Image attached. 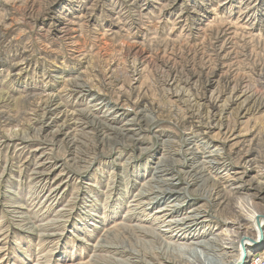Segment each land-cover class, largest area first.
<instances>
[{
	"label": "rangeland",
	"instance_id": "374dc122",
	"mask_svg": "<svg viewBox=\"0 0 264 264\" xmlns=\"http://www.w3.org/2000/svg\"><path fill=\"white\" fill-rule=\"evenodd\" d=\"M263 69L264 0H0V264L176 263L178 207L186 239L254 243L202 188L264 217Z\"/></svg>",
	"mask_w": 264,
	"mask_h": 264
},
{
	"label": "bare ground",
	"instance_id": "6f19581e",
	"mask_svg": "<svg viewBox=\"0 0 264 264\" xmlns=\"http://www.w3.org/2000/svg\"><path fill=\"white\" fill-rule=\"evenodd\" d=\"M264 70V69H263ZM258 75V74H257ZM262 75H263V73H262ZM259 78H260V76H259ZM261 82H263V80L261 81ZM257 84H258V82H257ZM259 85H260V83H259ZM258 85V87H260ZM262 87V86H261ZM260 90H262V89H260ZM258 92V91H257ZM262 92V91H261ZM255 93H256V91H255ZM260 93V92H259ZM258 93V94H259ZM254 94V93H253ZM257 94V95H258ZM262 95V94H261ZM263 102V101H262ZM260 104V103H259ZM253 154L250 152L245 158H244V160H243V162H244V164H248L249 165V163H252L253 162ZM215 159V158H214ZM259 162V161H258ZM165 168V167H164ZM159 169V168H158ZM162 169V168H161ZM161 169H159V170H161ZM167 169H169V168H167ZM165 170V169H164ZM166 171V170H165ZM158 172V171H157ZM162 172H164V171H162ZM161 172V173H162ZM168 172V171H167ZM203 172V171H202ZM158 173H160V172H158ZM192 173V172H191ZM165 175V174H164ZM160 176V175H159ZM199 176V175H198ZM200 176H202V174H200ZM204 176V175H203ZM198 178H200V177H198ZM198 178L196 179V180H198ZM165 179V178H164ZM194 179V180H195ZM208 179V178H207ZM201 180V179H200ZM205 180V179H204ZM212 180V179H211ZM156 181V180H155ZM172 181V180H171ZM216 181V180H215ZM219 181V180H218ZM152 182V181H151ZM157 182V181H156ZM173 182V181H172ZM210 182V181H209ZM158 183H160L161 185L162 184H164V185H166L167 183L165 182V180L164 181H159ZM215 183V184H214ZM213 183V185L212 186H210L209 184H208V180H205L204 181V183H203V188H202V191H204L203 192V199H204V201H210L211 200V198H214V202H215V199L217 198H219L218 199V201H221L220 202V204H219V210H220V215H223L224 217H226L227 219H230V220H232L233 222L232 223H234V224H236V225H238V227L239 228H242V229H252L253 231H254V237H252V238H254L253 240H254V243L253 242H250V241H243V238L241 237V239H242V243H240L241 245H242V247H240L239 248V245L237 244L236 246L234 245V246H230V247H228L227 246V243H226V241L225 240H221L220 238L219 239H214V240H212V241H210L209 243L208 242H206V241H203V242H200L199 240L201 239L200 237H204V236H198V235H195L194 237H192V238H190V239H186V234L185 233H187V231H186V229H189V228H191L190 227V225H192L193 223H195L196 221H198V219L196 218V216H199L200 214H202L203 215V213H205V211H204V209H203V207H201V208H199V209H197V210H195V212H191L192 214H190V215H186V216H184L180 221H177V222H175L174 223V220H176V219H174V220H172L173 218H174V215L175 214H177V216H180V214H181V216H183V213H185L183 210H181V208H177V211H175V212H171L170 210H164V211H162V212H160L161 213V215L163 216L162 217V219H164L163 220V223L164 224H166L167 225V228H170L172 231H175L176 229H177V232H180V234H181V232H184L183 233V235H184V237H183V235L181 236V237H183V241H184V245H182V244H178L177 243V247L176 246H174L175 248H176V250L179 252L178 253V255L180 256V258H182V257H184V256H182V253H186V251L185 250H187V249H184V248H188V246L189 245H191V247L192 246H196V247H203V250H206V254L205 255H207V254H211V256H212V254L214 255V256H216V257H218L217 259H219L220 260V263L221 264H241L240 262H242V264H246L247 263V257H245V259L243 258V255L244 254H246V252H247V250H248V248H250L251 246H253L254 244H258V243H260L259 242V239H258V236H260V235H262L263 237H264V217L262 216V214H259V218H256V213L254 214V216L253 217H251V219H250V217H249V212L250 211H248V213L242 208L243 206H239V203H237L236 204V202H235V198H236V196H238V194H240V192L241 191H243V190H241V189H238V190H235V191H228L227 189H224V188H222V189H224V190H219V186L220 185H218L216 182H214ZM195 184V183H194ZM156 185V184H155ZM170 188H169V190H159V192L157 191L156 192V194L155 195H157L158 197H160V199L159 200H161V202L163 201H168V200H170L174 195H176V194H178V196H177V198H179V194H181V192L178 190V189H175V186L174 185H172V183H170V184H167ZM166 185V186H167ZM157 186V185H156ZM156 186H154V188L156 187ZM150 187V186H149ZM164 187V186H163ZM222 187V186H221ZM260 191V190H259ZM155 192V191H154ZM153 192V193H154ZM242 193V192H241ZM151 195H154V194H151ZM182 195V194H181ZM146 196H149V194L147 195L146 194ZM144 197H145V195H144ZM181 197V196H180ZM155 199V198H154ZM157 199V198H156ZM181 199V198H180ZM145 202V201H144ZM212 202H213V200H212ZM211 202V203H212ZM159 203V202H158ZM148 204V203H147ZM216 204V203H215ZM111 205V204H110ZM217 206V205H216ZM173 208V207H172ZM238 209V210H237ZM161 211V210H160ZM247 214H246V213ZM187 213V212H186ZM218 213V212H217ZM157 214V213H156ZM137 217V216H136ZM201 218H203V216L201 217ZM204 224V223H203ZM174 227H177L176 229H174ZM118 229V228H117ZM142 229V228H141ZM154 229V228H153ZM142 230H144V229H142ZM146 230V229H145ZM191 230V229H190ZM189 231V230H188ZM148 232H150V231H148ZM153 233H154V231H153ZM156 234H157V232H155ZM179 233H178V235H180ZM145 235H147V233L145 234ZM151 235V234H150ZM149 235V236H150ZM153 235V234H152ZM148 236V235H147ZM157 236V235H156ZM155 236V237H156ZM161 236V235H160ZM250 236V235H249ZM171 237H173L172 235H171ZM177 237H179V236H177ZM181 237H179V238H181ZM246 237V236H245ZM251 237V236H250ZM262 237V238H263ZM154 238V237H153ZM249 238V237H248ZM115 239V238H114ZM169 239V238H168ZM156 240H158L157 238H156ZM191 240H195V241H191ZM163 241V240H162ZM169 243H174V242H172V241H168ZM116 243V242H115ZM135 244V243H134ZM148 244V243H147ZM164 244V243H163ZM122 245V244H121ZM145 245H146V243H145ZM153 245V244H152ZM170 245V244H169ZM102 246V245H101ZM190 247V248H191ZM112 248V247H111ZM148 248V247H147ZM171 248V247H170ZM141 249V248H140ZM164 249V248H163ZM184 249V250H183ZM189 249V248H188ZM193 249V248H192ZM157 250H158V248H157ZM243 250H244V254H243ZM123 251V250H122ZM143 251V250H142ZM161 251V250H160ZM169 251H170V249H169ZM192 251H196V250H192ZM124 252H127V251H124ZM136 253H138L137 251H135ZM134 252V253H135ZM165 252V251H164ZM173 252V251H172ZM188 252H190V251H188ZM203 253L202 254H204V251H202ZM123 253V252H122ZM128 253V252H127ZM132 253V252H131ZM133 253V254H134ZM142 253V252H141ZM161 253H162V251H161ZM148 254V253H147ZM167 254H169V255H167ZM171 254V252L170 253H165V255H167V260H171L169 257H171L172 258V255H170ZM175 254H177V253H175ZM187 254V253H186ZM194 254V260L196 259V256H195V254L197 255L198 254V252H194L193 253ZM143 255V254H142ZM184 255V254H183ZM190 256L191 257H193L191 254H190ZM213 256V257H214ZM142 257V256H141ZM162 257V256H161ZM176 257V256H175ZM174 257V258H175ZM200 257H201V255H200ZM206 257V256H205ZM163 258V257H162ZM177 258H179V257H177ZM179 258V260H181ZM187 258V257H186ZM173 259V258H172ZM185 259V258H184ZM187 259H189V258H187ZM186 259V260H187ZM215 260V258H213L212 259V261H218V260ZM177 260V259H176ZM179 260H177V264H179V262H181V261H179ZM193 260V259H192ZM193 260V261H194ZM206 260H208V259H206ZM114 261V260H113ZM136 261V260H135ZM134 261V262H135ZM161 261V260H160ZM173 261V260H172ZM189 261V260H188ZM143 262V261H142ZM182 262H183V260H182ZM184 262H185V260H184ZM187 262V261H186ZM150 263V262H149ZM176 263H173V262H165V264H176ZM201 262L199 261L198 262V264H200ZM217 263V262H216ZM218 263H219V261H218ZM136 264H138V263H136ZM158 264V263H157ZM183 264V263H182ZM191 264V263H190ZM253 264H255V263H253ZM257 264V263H256Z\"/></svg>",
	"mask_w": 264,
	"mask_h": 264
}]
</instances>
